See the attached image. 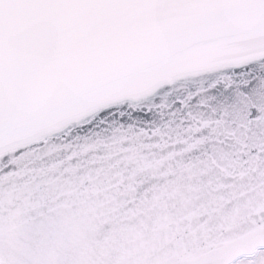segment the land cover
I'll list each match as a JSON object with an SVG mask.
<instances>
[{
    "label": "snow or ice",
    "instance_id": "obj_1",
    "mask_svg": "<svg viewBox=\"0 0 264 264\" xmlns=\"http://www.w3.org/2000/svg\"><path fill=\"white\" fill-rule=\"evenodd\" d=\"M0 264H264V0H0Z\"/></svg>",
    "mask_w": 264,
    "mask_h": 264
}]
</instances>
